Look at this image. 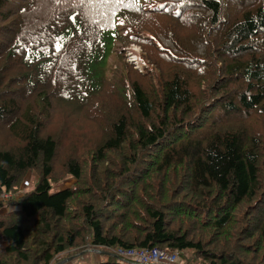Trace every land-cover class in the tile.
Listing matches in <instances>:
<instances>
[{"label":"trees","instance_id":"trees-1","mask_svg":"<svg viewBox=\"0 0 264 264\" xmlns=\"http://www.w3.org/2000/svg\"><path fill=\"white\" fill-rule=\"evenodd\" d=\"M1 194L0 264H264V0H0Z\"/></svg>","mask_w":264,"mask_h":264},{"label":"built area","instance_id":"built-area-1","mask_svg":"<svg viewBox=\"0 0 264 264\" xmlns=\"http://www.w3.org/2000/svg\"><path fill=\"white\" fill-rule=\"evenodd\" d=\"M8 198L9 195H5V194L0 195V199L2 200L3 203ZM115 254L118 257L135 264H176L177 263V255L175 252L169 253L155 248L116 250ZM58 260L59 259L57 256L56 261L58 262Z\"/></svg>","mask_w":264,"mask_h":264},{"label":"rangeland","instance_id":"rangeland-1","mask_svg":"<svg viewBox=\"0 0 264 264\" xmlns=\"http://www.w3.org/2000/svg\"><path fill=\"white\" fill-rule=\"evenodd\" d=\"M137 51H138L137 48L133 47L132 45H129L127 49H124L125 53L123 55L127 59L132 60L134 63H136V61H134L135 60L134 54ZM28 176H29V174H28ZM36 180H37L36 175L33 172L30 173L29 185H28V187L24 188L22 192L31 191L33 189V186H34ZM71 182H72V180L65 181L62 184V186L59 187V189L61 187H68L71 184ZM22 192H20V193H22ZM18 196H20V195H18ZM99 252H102V251H98L97 253H99ZM75 255L77 256V258L74 261H77V262L83 261V263H88V264H94V263H96L98 261L103 262V261H105L107 259V255L105 253H99V255H98V254L95 253V251H90V250H88V251H86L84 253L75 254ZM60 257H62V258H60ZM58 259H59L58 262L60 261L61 263H65V262L68 263V264L71 263V262H69V261H71V258L65 257L62 254L58 255ZM62 261H64V262H62ZM56 262L57 261H55V263ZM177 264H184L183 259L182 258H178L177 259Z\"/></svg>","mask_w":264,"mask_h":264},{"label":"crops","instance_id":"crops-1","mask_svg":"<svg viewBox=\"0 0 264 264\" xmlns=\"http://www.w3.org/2000/svg\"><path fill=\"white\" fill-rule=\"evenodd\" d=\"M134 47V46H133ZM27 176H28V174H27ZM25 177L24 178V180L22 181V183H21V185H20V189L21 190H23L24 188H26V187H28V185H29V178H30V173H29V176L28 177ZM18 195H21V193H19ZM0 202H1V204H2V206H1V208H0V215L2 214V213H4V212H10V211H13V210H18V207H12V206H6V205H4V203L2 202V200L0 199ZM5 241L4 240H0V249L1 248H3L4 246H5ZM96 254H98L99 255V253H97V251L95 252ZM76 258V256L75 257H72L71 258V261L72 260H74ZM67 261V260H66ZM71 261H69V262H71ZM62 262H64V261H62ZM56 264H68V263H61L60 261L59 262H57ZM71 264V263H70Z\"/></svg>","mask_w":264,"mask_h":264},{"label":"snow or ice","instance_id":"snow-or-ice-1","mask_svg":"<svg viewBox=\"0 0 264 264\" xmlns=\"http://www.w3.org/2000/svg\"><path fill=\"white\" fill-rule=\"evenodd\" d=\"M133 2H135V0H133ZM117 3H119V4H124V0H117ZM58 51H59V49H57Z\"/></svg>","mask_w":264,"mask_h":264}]
</instances>
